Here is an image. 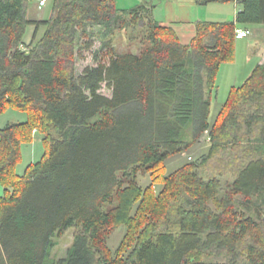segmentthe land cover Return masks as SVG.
Returning <instances> with one entry per match:
<instances>
[{
	"label": "trees",
	"instance_id": "16d2710c",
	"mask_svg": "<svg viewBox=\"0 0 264 264\" xmlns=\"http://www.w3.org/2000/svg\"><path fill=\"white\" fill-rule=\"evenodd\" d=\"M238 1L235 22H199L184 45L144 4L54 0L48 20H30L33 0H0V116L28 117L0 129V264H264V64L209 121L236 29L264 25V0ZM142 23L148 46L117 53L116 34ZM100 34L107 59L96 53L78 74ZM35 131L46 152L19 175ZM205 135L208 152L165 176L166 162ZM121 225L128 253L112 259L106 237Z\"/></svg>",
	"mask_w": 264,
	"mask_h": 264
},
{
	"label": "rangeland",
	"instance_id": "374dc122",
	"mask_svg": "<svg viewBox=\"0 0 264 264\" xmlns=\"http://www.w3.org/2000/svg\"><path fill=\"white\" fill-rule=\"evenodd\" d=\"M39 1L40 0H33V2L30 4L28 10V18L48 20L52 14L54 0H47L46 6L42 8H39ZM127 1L128 0H119L120 8L126 6L125 2ZM218 20L222 21L224 19ZM239 29L246 30L245 28ZM247 29H249V36L243 41L236 40L234 61L230 63H224L218 73L216 79V89L212 99L211 114L209 119L211 124L215 123L224 105L229 100L231 92L234 89H238L244 84L246 79L251 75L253 69L257 66V63L262 58V53L264 51V46L262 44L263 38L260 37V30L262 29V27L259 25L250 26ZM250 29H253V32ZM95 31L98 34L102 30L100 28H97ZM42 34L43 30L40 32L39 38L42 36ZM104 41L105 38L103 39V36L100 34V36L97 37L95 48L87 54V57L84 61H79L77 67L78 74H80L86 66L95 64L94 59L96 53H100V59H107L106 57L108 54V50L101 49ZM148 44L149 41L147 38V29L146 26L143 25V23L141 25L137 24L136 26L129 27L120 31L113 39V47L117 51V53L120 54H139L144 48L148 46ZM249 62L256 64L252 70L251 66L248 65ZM103 93L106 95H110V91L106 88L103 90ZM27 119L28 117L26 113H22L16 111L15 109L9 108L4 114L0 116V129H3L8 124H18L23 121H27ZM33 135V142L25 143L22 145L21 162L16 168V172L19 175H24L27 167L30 164L42 160L46 152L45 144L43 143V137L41 136V134L35 131ZM207 142L208 141L205 135L202 140L188 153L184 154V156L180 154L169 159L166 162L165 176H168L169 174L175 172L179 167L187 162L196 161L203 154L208 152ZM227 178L228 177L224 178L222 182L224 188L228 180ZM138 181L139 185L143 189H146L151 185L152 178L149 173H141L138 176ZM160 188L161 187L157 185L155 189L158 192L160 191ZM4 193L5 189L2 184H0V196H3ZM110 208H113V205H108V209ZM76 232L77 231L74 228L69 229L62 237L57 238V245L53 250V256L55 258H63L67 255V250L72 245ZM127 233L128 228L125 225H121L119 227L111 229L110 234L106 237V245L111 253L112 259H117L118 255H122L123 257H125L128 253V251L122 253V246L124 244V240L127 237Z\"/></svg>",
	"mask_w": 264,
	"mask_h": 264
},
{
	"label": "crops",
	"instance_id": "0c3cea01",
	"mask_svg": "<svg viewBox=\"0 0 264 264\" xmlns=\"http://www.w3.org/2000/svg\"><path fill=\"white\" fill-rule=\"evenodd\" d=\"M125 4L126 6L121 7L132 8L139 4L146 5L150 9L153 20L163 26L173 28L184 45H190L193 42L197 33L196 25L199 22H235L237 14L242 9L238 0H219V2H212L207 5L201 4L199 0H128ZM218 19L224 20L220 21ZM30 20L37 19L30 18ZM260 26L262 27L260 37L263 38L262 44L264 46V25ZM250 30L253 32V29ZM34 32V27L30 26L24 38L26 47L31 45ZM245 39L237 40L243 41ZM259 64H264V51L257 65ZM248 65L251 66L252 70L256 64L249 62ZM188 152L181 155L184 156ZM3 196H0V198Z\"/></svg>",
	"mask_w": 264,
	"mask_h": 264
},
{
	"label": "built area",
	"instance_id": "2783aa9c",
	"mask_svg": "<svg viewBox=\"0 0 264 264\" xmlns=\"http://www.w3.org/2000/svg\"><path fill=\"white\" fill-rule=\"evenodd\" d=\"M47 3V0H40L39 1V8L45 7ZM249 31L248 30H243V29H236V38L237 39H244L249 36Z\"/></svg>",
	"mask_w": 264,
	"mask_h": 264
}]
</instances>
